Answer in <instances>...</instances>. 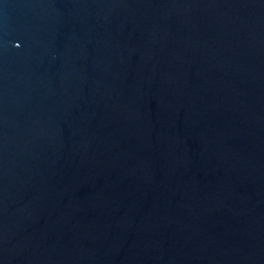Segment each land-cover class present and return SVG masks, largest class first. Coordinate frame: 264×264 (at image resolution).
Returning <instances> with one entry per match:
<instances>
[{
	"label": "water",
	"instance_id": "water-1",
	"mask_svg": "<svg viewBox=\"0 0 264 264\" xmlns=\"http://www.w3.org/2000/svg\"><path fill=\"white\" fill-rule=\"evenodd\" d=\"M0 264H264V0H0Z\"/></svg>",
	"mask_w": 264,
	"mask_h": 264
}]
</instances>
